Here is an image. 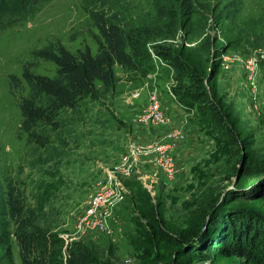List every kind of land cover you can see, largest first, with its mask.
Segmentation results:
<instances>
[{
  "label": "rangeland",
  "instance_id": "rangeland-1",
  "mask_svg": "<svg viewBox=\"0 0 264 264\" xmlns=\"http://www.w3.org/2000/svg\"><path fill=\"white\" fill-rule=\"evenodd\" d=\"M198 1L215 10L207 16V22L214 25L213 15L229 0ZM238 1L240 22L258 19L262 24L257 26L253 36L245 29L246 32L237 39L236 34L228 35L229 29H234L229 21L217 22L215 30L209 32L216 41L211 47L207 69L216 73L210 76L206 98L214 103L220 101L224 109L229 108L228 120L235 124L242 144L227 139L209 118L208 112L205 117L197 115V105L193 108L186 101L180 105L175 97L170 99L180 115L179 119L170 120L164 107L167 87L173 79L163 62L157 61L159 67L146 79L122 77L112 91L99 100L82 103L83 107L87 105L88 112L78 116L79 123L69 141L67 156L61 164L49 167L55 174L51 175L53 183L45 184L52 186L47 190L52 196L50 200L46 196L45 202L46 209L58 214L55 231L59 236L67 243L81 241L88 245L101 264H152L153 258L156 261L175 259L178 264H248L238 257L189 263L185 251L164 244H159L156 252L147 258L142 247L144 231L138 229L140 223H145L140 210L150 205L158 209L166 229L173 233L191 228L196 220L194 210L205 206L210 199H217L222 205L223 208L216 211L222 216L235 207L264 216V201L253 196L242 197L257 189L261 181V178L256 181L248 178L247 174L264 165V0ZM152 2L49 0L19 24L0 32V234L9 222L4 204L7 185L18 187L21 183L27 190V200L33 204L37 183L42 181L37 170L33 169L24 139H17L20 114L9 94V76L20 77L22 65L31 60V52L51 43L59 42L71 52L88 46L94 53L98 32L91 20V12L105 9L125 22L146 21L148 24L154 15ZM196 21L198 18L192 19V22ZM207 22L196 27L204 28ZM233 39L236 41L228 43ZM250 57L257 59L253 86H250L244 68V61ZM232 60H236V64H232ZM37 71L50 75L53 67L40 63ZM242 84L244 89H241ZM154 89L159 94L165 115L161 126L138 120L140 109L148 101V91ZM136 93L139 95L134 96ZM152 142L167 144V173L160 168L155 153H145ZM132 146L137 152L133 158L130 157ZM125 159L134 164L128 176L117 170ZM109 175L115 176L122 185L123 200L111 210L108 231H79L77 221L83 215L88 199ZM219 229L216 227L213 231L220 234ZM9 232H12L11 224ZM215 238L208 233L207 240L212 247L219 246ZM11 240L9 247L0 246V264H20L18 248L13 237Z\"/></svg>",
  "mask_w": 264,
  "mask_h": 264
},
{
  "label": "trees",
  "instance_id": "trees-1",
  "mask_svg": "<svg viewBox=\"0 0 264 264\" xmlns=\"http://www.w3.org/2000/svg\"><path fill=\"white\" fill-rule=\"evenodd\" d=\"M47 1L0 0V32L19 24ZM152 7L154 15L148 24L146 21L125 22L105 9L91 12L98 32L94 53L88 46L71 52L59 42L51 43L31 52V60L22 65L20 77L9 76V94L20 114L17 139H24L33 169L42 179L37 183V193L32 196L33 204L27 200V190L21 183H18L19 188L8 184L5 191L9 222L0 234V246L9 247L13 237L20 264H101L88 245L81 241L67 243L55 231L58 214L46 209L45 202L52 196L47 191L52 186L47 185L53 183L51 175L55 174L49 167L61 164L67 156L69 141L79 123L78 116L88 112L87 105L82 106L84 101L99 100L112 91L122 77L146 79L149 73L156 71L159 65L150 50L166 64L168 74L171 73L174 84L171 91L178 104L186 101L193 108L197 105V115L205 117L208 112L227 139L242 144L235 124L228 120L229 108L224 109L220 101L214 103L206 98L210 76L216 73L207 69L211 47L216 41L209 32L215 30L217 22L229 21L234 29H229L228 35L236 34L237 39L247 29L253 36L262 22L258 19L240 22L238 0L227 1L222 10L213 15L214 25L207 22V16L215 10L198 0H153ZM193 18L198 21L192 22ZM205 22L207 27H196ZM40 63L52 66V74L38 73ZM255 171L247 177L255 181L261 178L258 188L242 197L253 196L264 201V165ZM220 208L223 207L217 199H210L205 206L194 210L196 220L191 228L173 233L166 229L157 208L143 206L140 212L145 223H140L138 229L144 231L141 238L146 257H151L159 244H164L185 251L189 263L238 257L248 264H264V216L240 207L230 208L228 214L222 216L216 212ZM216 227H220V234L213 231ZM208 233L216 236L219 246L212 247L207 240ZM155 259L152 264H178L175 259Z\"/></svg>",
  "mask_w": 264,
  "mask_h": 264
},
{
  "label": "built area",
  "instance_id": "built-area-1",
  "mask_svg": "<svg viewBox=\"0 0 264 264\" xmlns=\"http://www.w3.org/2000/svg\"><path fill=\"white\" fill-rule=\"evenodd\" d=\"M151 56L154 60L163 64L156 56L151 52ZM256 57H250L244 61V68L248 74V80L250 86L255 85L256 75H257V61ZM171 85L173 80L170 81ZM171 85L167 87V94L170 98L174 99V95L171 91ZM136 93L134 96H138ZM147 103L143 106L138 115V120L145 124L161 126L165 122V115L162 109L161 100L159 94L154 89L151 92L148 91ZM137 120V121H138ZM149 144L145 153L151 152L155 153L159 159V166L166 170L167 173V163L169 158L167 155V144L162 142ZM144 153V154H145ZM137 152L135 147L132 146L130 149V157L133 158ZM134 164L127 159L117 167V170L122 175H130L133 171L132 166ZM170 167V165H169ZM123 200L122 185H120L115 176L109 175L108 178L97 185V190L87 201V206L77 221V228L81 232L85 231H97L100 233H106L108 231V218L110 217L111 210Z\"/></svg>",
  "mask_w": 264,
  "mask_h": 264
},
{
  "label": "crops",
  "instance_id": "crops-1",
  "mask_svg": "<svg viewBox=\"0 0 264 264\" xmlns=\"http://www.w3.org/2000/svg\"><path fill=\"white\" fill-rule=\"evenodd\" d=\"M238 57H236V59H237ZM232 64L233 63H235L236 64V60H232V62H231ZM234 64V65H235ZM230 73V74H229ZM228 74L229 75H231L232 74V72H228ZM240 85V84H239ZM241 89H244V87H243V84H242V87H241ZM166 104V106L164 107L165 108V110H167V116L170 118V120L172 119V120H177V119H179L178 118V116L180 115L179 114V111L177 110V107H176V105L173 103V100L172 99H170V97L167 95V102L165 103ZM241 104H243V103H241ZM135 123H137L138 125H140V126H143V128H146L145 126L146 125H144V124H140V123H138L137 121H135ZM144 131V130H143ZM149 132V131H148ZM144 133V132H143ZM147 133V132H146Z\"/></svg>",
  "mask_w": 264,
  "mask_h": 264
}]
</instances>
